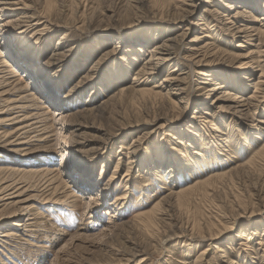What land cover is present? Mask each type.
Segmentation results:
<instances>
[{"label": "rangeland", "instance_id": "1", "mask_svg": "<svg viewBox=\"0 0 264 264\" xmlns=\"http://www.w3.org/2000/svg\"><path fill=\"white\" fill-rule=\"evenodd\" d=\"M253 1L264 15V0ZM236 6L0 0V56L12 70L0 83V129L13 130L23 114L6 117L18 111L44 119L0 138V164L61 174L51 188L37 174L0 172V183L15 179L9 199L28 204H0V264H198L208 243L203 264H264V35L262 21L235 28L251 20ZM164 46L170 59L159 60ZM59 64L44 97L62 101L36 108L21 97L16 77L33 82L36 68L45 78ZM225 88L237 101L255 95L248 111L232 100L218 107ZM18 97L28 107L5 111ZM141 211L152 225L134 217ZM10 227L16 233L2 235Z\"/></svg>", "mask_w": 264, "mask_h": 264}, {"label": "bare ground", "instance_id": "2", "mask_svg": "<svg viewBox=\"0 0 264 264\" xmlns=\"http://www.w3.org/2000/svg\"><path fill=\"white\" fill-rule=\"evenodd\" d=\"M230 1H232L233 3H235V4H237V6H236V8H235V11H234V15H236V14H238L239 15V17H241L242 18V20L243 19H246L245 18V16H250L251 17V20H247V21H242V22H240V24L243 26V27H235L236 29H238V31H240L241 30V28H243V30H247L246 28L247 27H251V24L252 23H254V21H262L261 23H259V26L257 27V28H259L258 30L260 31V33H261V35H264V15H258V13H255L254 12V10H252V8L255 6L256 7V5H255V1H253V0H230ZM2 3H7V2H2ZM9 7V6H8ZM263 7V6H262ZM263 10H264V8H262ZM256 10V9H255ZM261 12V11H260ZM264 12H261V14H263ZM228 28V27H227ZM229 29V28H228ZM256 29V28H255ZM195 35H197V36H195L194 38H193V40H195V39H198L199 37H201V36H203V35H206L205 34V32H203V33H201V34H195ZM61 38H62V36H60ZM168 37H170V36H168ZM7 39V44H9V45H11V47L12 48H16L14 45H15V43L13 42V38H11V40H10V38H9V36L6 38ZM9 39V40H8ZM168 39H171V40H174L175 39V36L174 37H170V38H168ZM22 43L21 44H23L22 46H23V48H22V46H21V48H22V51L21 52H27L26 50H29L30 48H31V46L33 45L32 44V41H29V40H27L26 38H23L22 39ZM60 40H57V42H59ZM5 42V43H6ZM115 42V41H114ZM37 42H35V44H36ZM114 44V43H113ZM170 46H172V44H170ZM35 47V46H34ZM193 47H195V46H193ZM32 49V48H31ZM151 49H153V48H151ZM161 49H166L167 51H168V53H167V55H165V56H160V57H157V59H159V60H166V59H170V57L168 56V54H169V51H170V49H169V47L168 46H164V47H162ZM21 50V49H20ZM15 51H17V50H15ZM20 54V53H19ZM155 54V53H154ZM0 55H1V53H0ZM163 55V54H162ZM157 56V55H156ZM153 60V59H152ZM151 60V61H152ZM158 60V61H159ZM155 61V60H154ZM166 62V61H165ZM154 65L156 64V63H153ZM151 65H152V63H151ZM153 65V66H154ZM9 66H11V63H9L8 62V59L7 58H5L3 55L2 56H0V77L1 78H3V79H1L0 78V83H2V81L4 80V79H6V78H4V77H6L5 76V73H8V72H12V70H11V67H9ZM153 66H152V68H153ZM149 67V66H148ZM62 68H65V66H63V65H58V67H56V69L54 70V71H52L51 73H49V75L48 76H45V78L44 77H41V78H39L38 77V75L36 74V72H37V68L33 71L34 72V77H35V79H34V81L32 82H29V83H26V82H24L22 79H20L21 77L20 76H18V77H16L14 80L16 81V82H18L19 81V84H20V86H18V89H23V90H25V94H23V95H21V97H28L29 99H31V101L34 103V104H36V108H40V107H46V106H48L50 103L51 104H54V103H56V102H59V101H62V98H58V97H48L47 99L48 100H46V98L44 97V96H46V95H48V91H49V81L53 78V77H55L56 76V74H57V71L58 70H62ZM152 68H150V69H152ZM145 71V70H144ZM150 71V70H149ZM28 72V71H27ZM17 74V73H16ZM16 74H14V75H16ZM29 74H31V72L30 73H28V74H24L25 76L26 75H29ZM41 74V73H40ZM209 75V74H208ZM213 75L215 76V74L213 73ZM32 76H33V74H32ZM30 77H31V75H30ZM164 79H167L166 77L164 78ZM36 80V81H35ZM237 82V84L238 83H241V81H239L238 82V80H236ZM22 82H23V84H22ZM205 82H206V80H205ZM218 87H220L219 85H216V86H214V87H212V88H218ZM255 91H256V88H255ZM40 92H44V95L42 96V98H41V96L40 97H38L37 99H36V95H35V93H39V94H41ZM217 96V95H216ZM221 98V99H224L223 101H225V102H227V104H222V105H219L218 107H226V106H229L230 104V100H232V101H234V102H236L235 103V105H232L233 106V108H235L234 109V111H238V112H242V113H245L244 112V110H246V111H248V106H249V102H250V99L249 98H251V97H253V98H255V95H253L252 93H249V94H247V96H242V100H239V101H237V100H235L234 99V91L232 90V89H229V88H225L224 90H221V96H217V98H215L216 100L218 99V98ZM247 100H246V99ZM9 99V98H8ZM7 99V103H6V108L4 109L5 111H9V110H11V109H13V111H15V109H18V110H24V109H26V107H28V105H25L24 104V102H20V101H22V99L21 98H15V99H12V100H8ZM245 99V100H244ZM214 100V99H213ZM47 101H49V104L47 103H45L44 105H43V102H47ZM231 101V102H232ZM38 102H39V104H41V106L40 105H38ZM17 107H19V108H17ZM27 111H29V112H27V113H19V111L18 112H14V113H12L11 115H9V116H7L6 117V119H14V118H16V117H18L19 116V114H23L22 115V117H20L19 119H17V120H15V121H17V122H15L16 123V126L14 127V129L13 130H11V131H7V132H5L3 129H0V135L2 136V137H0L2 140H7V138L9 137V136H11L12 134H10V133H13V132H16L17 133V131L18 130H21L22 128H26V131L29 129V128H31V127H34V126H38V125H33V124H37V122L38 121H41V120H44V119H42V115H41V113L40 112H38L37 110H35V111H30V110H27ZM23 112H26V110L25 111H23ZM203 112H206V110H203ZM8 113V112H7ZM201 116H203V115H201V114H196V115H194V114H192L191 115V117L192 118H194V117H199V121H200V117ZM205 119V118H204ZM7 121V120H6ZM73 120H70V122H72ZM205 121H207V120H205ZM200 122H202V121H200ZM203 123V122H202ZM189 125V124H188ZM213 129H216V127L215 126H213ZM23 130V129H22ZM25 131V130H24ZM9 143V142H8ZM134 152L136 153L137 152V149H134ZM256 155L258 156V155H263L264 156V143H263V145L256 151ZM1 164H3V165H1ZM0 165V172L1 173H6V172H10V173H15V174H18V176L19 175H21V176H32V175H34V174H37V175H39L40 177H43V178H45L44 179V182H47L46 183V186H48V185H52V186H50L51 188H58V185H59V183L57 182V181H61L60 179H61V174L59 173L60 171H59V167L58 166H48V165H42V166H40L38 169L37 168H32V167H27V168H25V169H18L17 167H13V165L11 164V163H1ZM56 165V164H55ZM24 168V167H23ZM117 169H118V164H116L115 165V167H114V169H113V172H116L117 171ZM128 170H129V168H127L126 169V173L128 172ZM224 172H217V173H215V175L216 176H220V175H222ZM2 175H4V174H1V176ZM8 174H6V176H7ZM9 176V175H8ZM17 176V175H16ZM21 176H19L18 178H20ZM70 176V175H69ZM47 177H48V179H47ZM9 178V177H8ZM54 178H56L57 179V181H56V183L54 182L55 181V179ZM21 180V179H20ZM10 181V180H9ZM13 181H15V179H12V182ZM1 182V181H0ZM12 182H8V179L7 180H3L2 181V183H0V201H2V203H0V204H4V205H10L11 203H13L17 208L18 207H21V209H22V207H25V206H27L26 205V200L25 199H16V200H14V199H9V198H11V197H14V194H13V192H14V190H10L13 186H15L16 185V182L15 183H12ZM54 182V183H53ZM60 184H61V182H60ZM44 185V184H43ZM60 186V185H59ZM67 186H70V184L69 185H67ZM18 189L16 188V191H17ZM45 190V189H44ZM19 191H21V190H19ZM72 191V190H71ZM20 193V192H19ZM73 193V192H72ZM68 195V194H67ZM73 195V194H72ZM76 195V194H75ZM69 196V195H68ZM70 196H71V194H70ZM48 197V196H47ZM7 200H10V201H7ZM44 200H46V199H44ZM10 203V204H9ZM25 203V204H24ZM157 204V203H156ZM155 204V205H156ZM154 205V206H155ZM27 208V207H26ZM20 209V208H19ZM30 209V208H29ZM37 209V211H38V213H40V210H38V208H36ZM36 212V211H35ZM148 213V211H141V212H138V213H136L135 214V216L134 217H137V218H139V219H141V221L143 220V222H144V224H145V226H148V225H152L154 222H153V220L149 217V215L147 214ZM159 213V212H158ZM36 214V213H35ZM37 215V214H36ZM35 215V216H36ZM30 218H34V215H28V218L27 219H30ZM32 220V219H31ZM30 223V222H29ZM15 225H18V224H16L15 223ZM16 233V231H15V229L13 228V227H10V228H8L7 230H6V232H4L3 231V234L2 235H4V236H10V235H13V234H15ZM209 243L200 251V252H198V254H197V257H196V259H198L197 261H198V264H203V260H202V258L204 257V253H205V251L206 250H208V248H209ZM220 249V248H219Z\"/></svg>", "mask_w": 264, "mask_h": 264}]
</instances>
